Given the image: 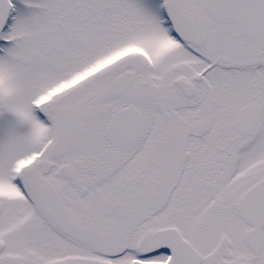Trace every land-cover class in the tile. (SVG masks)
<instances>
[{
	"label": "snow or ice",
	"instance_id": "obj_1",
	"mask_svg": "<svg viewBox=\"0 0 264 264\" xmlns=\"http://www.w3.org/2000/svg\"><path fill=\"white\" fill-rule=\"evenodd\" d=\"M0 264H264V0H0Z\"/></svg>",
	"mask_w": 264,
	"mask_h": 264
}]
</instances>
